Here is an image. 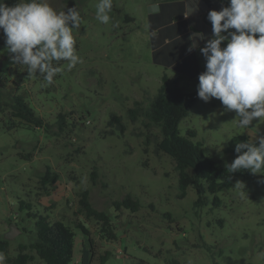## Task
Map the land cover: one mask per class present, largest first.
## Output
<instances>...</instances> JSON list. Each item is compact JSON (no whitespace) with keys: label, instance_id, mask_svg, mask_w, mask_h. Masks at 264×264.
I'll return each mask as SVG.
<instances>
[{"label":"rangeland","instance_id":"rangeland-1","mask_svg":"<svg viewBox=\"0 0 264 264\" xmlns=\"http://www.w3.org/2000/svg\"><path fill=\"white\" fill-rule=\"evenodd\" d=\"M167 1L171 0H113L110 22L103 24L96 19L98 0H49L57 11L77 7L80 12L81 25L73 34L82 62L70 71L67 62H61V73L48 86L43 77L29 76L24 66L12 64L0 33V76L6 83L0 89L3 100L10 102L13 95H23L49 125L11 128L12 121L0 111V237L5 238L14 227L9 239L11 256L18 254L21 244L36 239L35 219L20 209V200H26L33 212L74 228L71 264H101L107 251L111 257L106 264H172L174 259L179 264H264V174L238 177L230 189L218 192L219 207L213 205V194L206 196V204L196 207L197 191L189 187L180 198L174 161L166 153L155 152L159 129L148 130L142 120L133 122L127 113L136 100L149 104L165 73L171 78L182 75L179 87L196 91L199 74L206 70L200 49L211 38L212 25L202 24V14L187 15L186 29L175 37L162 35L163 25L155 24L161 15L181 13L178 6L166 10ZM188 2L190 12L198 13L197 2ZM175 28L166 31L174 33ZM187 31L192 35L191 47L195 45L194 57L178 59L181 68H166L168 58L174 56L162 40L167 38L169 43ZM181 39L173 48L176 52L186 46V39ZM154 40L160 42L159 62L153 56ZM226 44L222 42V47ZM113 113L122 117L124 131L109 124ZM59 114L67 116L62 129ZM257 122L258 118L251 127ZM237 125L235 111H225L218 99L204 102L198 97L180 128L183 135L195 129L194 141H201L204 152L225 167L231 161L225 151L231 137L248 134ZM257 127L264 134V124ZM148 132L152 133L150 143L145 142ZM48 168L59 173L60 179L44 186L40 178ZM238 182L240 188L235 187ZM86 188L92 205L111 217L116 239L107 238L100 222L80 213L79 199ZM128 194L140 200V208L117 210L114 201ZM89 238L94 252L87 253L92 249ZM25 252L34 256L29 264H46L35 251ZM2 264L8 263L3 260Z\"/></svg>","mask_w":264,"mask_h":264},{"label":"clouds","instance_id":"clouds-1","mask_svg":"<svg viewBox=\"0 0 264 264\" xmlns=\"http://www.w3.org/2000/svg\"><path fill=\"white\" fill-rule=\"evenodd\" d=\"M112 9L113 0H98L96 19L108 24ZM207 18L212 36L200 49L206 70L198 77V97L204 102L218 99L225 111H235L237 126L248 130L249 139L236 144L238 155L225 164L227 172L264 174V134L257 127L264 124V0H229ZM80 25L77 7L57 11L49 0H18L12 6L0 0V30L12 64L24 66L29 76L43 77L45 86L61 73V62H67L69 71L82 62L73 34ZM3 260L0 256V264Z\"/></svg>","mask_w":264,"mask_h":264},{"label":"trees","instance_id":"trees-1","mask_svg":"<svg viewBox=\"0 0 264 264\" xmlns=\"http://www.w3.org/2000/svg\"><path fill=\"white\" fill-rule=\"evenodd\" d=\"M225 6L229 5V0H220ZM4 2L12 6L18 2V0H4ZM167 5V4H164ZM175 5V4H174ZM180 15H174L172 13L168 19H164L162 11L157 14L161 15L159 22L164 25L162 28V35H169L175 37L178 33L187 28V21L179 20L183 18V10ZM166 13V12H165ZM127 19H132L127 16ZM180 22V23H179ZM166 25V26H165ZM172 26H178L175 28L174 33L172 31H166L167 28ZM2 30H0V33ZM176 33V34H175ZM181 38H185L186 41L190 39L192 41V35L187 31L186 36H178L171 42L166 43L165 48H171L170 53L174 56L168 58V65H174L181 68L182 63L178 59H184L187 57H194V53L188 51V47L180 49L177 52L173 50L178 42L182 41ZM159 41H153V56L156 62L160 60L158 56ZM79 46L76 40V48ZM174 46V47H172ZM191 47V45H190ZM171 55V56H172ZM171 78L167 73L162 76V82L148 105H144L143 101L136 100L133 106L129 107L127 113L131 121L142 120L145 127L159 129L160 135L155 137V152L166 153L175 163V169L178 172V188L180 190L179 197L183 198L187 195L189 187L194 188L197 191L198 198L195 200L194 205L200 207L206 204V196L213 194V205L219 207L221 205L218 192L230 189L234 181L242 176L248 177L252 173L248 170H239L233 174L227 172L226 167L218 165L214 158L207 155L203 149V143L201 141H194L197 136L195 129H189L186 135L181 133L180 123L189 115L190 109L195 105L198 99V90L184 91L178 85L179 79ZM6 87L4 79L0 76V89ZM0 111L5 113L6 116L12 121L11 128L17 125H25L37 128H48V124L45 119L37 114L35 109L28 103L26 98L21 94L13 95L10 102L4 101L2 98V92L0 90ZM109 124H117L122 131L125 130V124L122 121V117L113 113ZM60 128H65L67 125V116L65 114H59ZM152 133L146 134V143L152 142ZM249 139V135L246 133L237 134L231 137L228 145L225 149L226 153L230 155L231 161L238 155L235 152V146L238 142H244ZM96 172H93L95 175ZM60 179L59 173L52 171L50 168L41 176L40 182L42 185L52 184ZM80 213L87 219H94L101 223V231L109 239H116L117 234L114 232L111 217L103 210L95 208L90 201V191L86 188L81 192L80 199ZM114 206L117 210L122 208L130 209L133 212L137 211L141 204L140 200L134 197L132 194H128L122 200L114 201ZM20 209L22 211L27 210V216L35 219L36 226V239L29 244H21L19 252L16 256L10 255V240L0 237V256L4 257V260L8 264H29L33 260L34 256L25 252L27 249H31L36 252L40 259L46 264H71L74 259L75 253V236L76 232L74 228L66 224L63 220H50L49 215L40 214L32 211V204L26 200H20ZM167 215H170L169 213ZM220 223L222 220H219ZM76 227L79 228L85 235H89V230L82 224L77 223ZM94 242L89 238L90 250L87 253L94 252ZM205 247L210 251L212 246L205 244ZM222 252V250L220 251ZM111 252L107 251L105 255L101 256V264H106L110 259ZM87 259V255L85 256ZM172 264H179L177 260H172ZM217 264V262H215ZM245 264H254L247 262Z\"/></svg>","mask_w":264,"mask_h":264},{"label":"crops","instance_id":"crops-1","mask_svg":"<svg viewBox=\"0 0 264 264\" xmlns=\"http://www.w3.org/2000/svg\"><path fill=\"white\" fill-rule=\"evenodd\" d=\"M188 1H190V0H173V1L171 0V1H167V2H165V4H167L166 10L169 9V8H172L174 6H178L180 9L183 10L182 11L183 12V19H184V17H186V15H188V17L190 18V17H193V16H198L199 17V14L200 15L202 14V16H203L202 17V21H201L202 24H204L205 26H209L210 27V25H212V24L209 23L208 18L204 14H207L208 11L211 10L210 7H213L215 9L222 8V2L220 0H195L197 2V5L200 6V10L198 11V13L192 12V11L190 12L189 4H188L189 2ZM162 11H163V8H162ZM168 14H169V12H166V13L163 14L164 19H168V17L170 16L169 15L167 17ZM189 18H188V20H189ZM184 20L187 21L186 18ZM155 24L158 25V26L159 25L161 26L160 22H158V21H156ZM163 27H164V25H163ZM159 41H161V37H160ZM162 41H164L165 44H166L168 40H167V38H165ZM186 45H187L188 48L190 47V45H191L190 44V39L186 41ZM174 46L177 48L176 45H174ZM174 46H172V47H174ZM169 49H171V48H169Z\"/></svg>","mask_w":264,"mask_h":264},{"label":"water","instance_id":"water-1","mask_svg":"<svg viewBox=\"0 0 264 264\" xmlns=\"http://www.w3.org/2000/svg\"><path fill=\"white\" fill-rule=\"evenodd\" d=\"M13 235H14V227L12 226L10 230L5 234V238L9 240L10 238L13 237Z\"/></svg>","mask_w":264,"mask_h":264}]
</instances>
